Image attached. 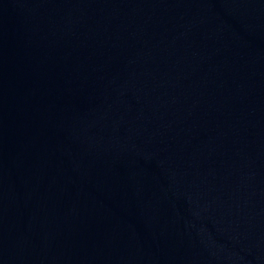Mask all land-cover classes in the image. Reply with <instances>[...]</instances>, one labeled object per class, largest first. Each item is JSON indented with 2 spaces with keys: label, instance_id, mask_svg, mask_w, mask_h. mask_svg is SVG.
<instances>
[{
  "label": "water",
  "instance_id": "95a60500",
  "mask_svg": "<svg viewBox=\"0 0 264 264\" xmlns=\"http://www.w3.org/2000/svg\"><path fill=\"white\" fill-rule=\"evenodd\" d=\"M0 264H264V0H0Z\"/></svg>",
  "mask_w": 264,
  "mask_h": 264
}]
</instances>
